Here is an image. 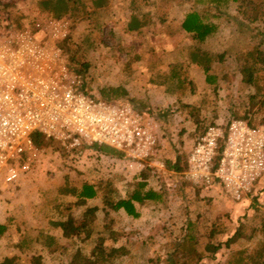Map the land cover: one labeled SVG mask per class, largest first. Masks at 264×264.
<instances>
[{
	"label": "rangeland",
	"instance_id": "obj_1",
	"mask_svg": "<svg viewBox=\"0 0 264 264\" xmlns=\"http://www.w3.org/2000/svg\"><path fill=\"white\" fill-rule=\"evenodd\" d=\"M6 1L9 3L8 8H0V28L2 29L7 26L14 30L22 28L35 30L47 20L55 18L48 16V11L44 9L40 0ZM107 7L102 16L107 24L101 33L89 34L90 40H93L95 45L86 51L90 62L88 75L92 80L90 86L92 93L98 94V87L122 84L127 82L126 80H133L136 76L140 77L141 81H147L149 77L151 80H159L157 69L155 68V72L152 71L151 64L153 67L155 64H161L162 68L159 69L164 67L166 69L168 63L182 60L186 52L185 46L190 42V39L181 33L178 24L183 9L187 7L184 0H149L145 8L154 13V23L147 26L141 33L125 31L124 0H108ZM234 15L235 10L232 7L229 20L220 32L205 44V48L221 52L226 47L237 48L242 45V41L234 42L236 36L234 30L237 28ZM159 16H164V22L158 21ZM70 21V31L67 36L69 40L59 42L69 62L71 53L65 48L76 49L90 28V24L84 19L74 23L71 19ZM101 39L105 42H101ZM143 48L148 50L145 53L146 56L136 60V54ZM136 64L137 72H133L130 77L129 73ZM237 64L233 55H227L222 63L214 64V70L222 72L228 78V83L218 91L217 95L205 85L202 72L189 66L185 68L186 74L194 83L195 92L190 98L182 95L184 102L180 99L174 102L176 98L174 95H162L161 89L152 87L150 95L153 96H151L153 101L148 104V107L155 104L157 112L141 110L156 120L159 137H161L158 150L167 155L168 161L171 163L176 161L173 151L183 150L184 136L188 130L194 133V141L201 135L200 129L194 127L190 119L185 118L187 111L180 106V103H185L188 99L194 102L199 101V98L215 99L213 108L209 107L201 112V117L206 118L203 123L205 130L209 125L216 123L226 125L229 120L235 119L233 116L235 112H240L235 109L238 103L244 100L247 90L246 86L240 82ZM72 65L75 69L78 67L75 62ZM149 70H151V76L148 74ZM141 81L128 83L133 88L135 84L139 86ZM122 99H127L134 104L130 97L125 96ZM212 117H214L213 123L210 121ZM261 117L256 116V121L261 120ZM52 140L63 150L55 148L56 144L55 146L42 144L38 147L39 155L32 168L27 173H23L18 181L7 185L0 181V223L9 224L7 231L0 236V264H5L3 261L12 255L18 257V264H31L30 256L39 251V246L35 245L34 251L30 252L20 251L16 244L19 245L21 233L31 237L39 230L52 233L63 246V249L54 255L42 252L45 262L48 264L84 262L83 253L85 250H90V244L84 243L83 240H76V244L73 245L70 239L63 236L61 227L53 224L55 220L62 218L55 208V203L61 200H74L70 194L62 195L59 189L65 185L80 186L84 181L116 180L117 175L130 177L136 172L124 171L120 159L100 153L91 145L67 149L59 141ZM10 164L17 163L10 160ZM181 172L172 171L169 175L161 174L158 180L155 179L156 183H164L167 187L169 192L167 207L169 208L158 210L154 227L149 225L150 221L142 220L136 225L130 224V228L125 229L134 240H132L130 256H124L121 264H154L157 262L156 252L162 256L158 259V264H166L162 259L166 255L164 240L181 237L183 235L181 227L187 219L196 222L195 234L201 249L204 244L210 242L207 234L211 224L218 223L221 229L220 234L214 239L216 242L220 240L221 248L213 257H204L196 264H225L233 250L243 249L248 245L245 239H240L232 244L233 248H226L224 241L239 225H242V229L247 233L251 222L257 218H259L258 221L264 219V171L253 184L251 191L241 200L230 197L217 181L218 185L198 187L186 181ZM121 183L118 186L121 187ZM97 216L96 218L101 221L102 212L99 211ZM118 221L122 223L121 219ZM123 223L127 222L123 221ZM151 235L156 237V242L152 244L148 239ZM142 241L145 243L144 247L141 244Z\"/></svg>",
	"mask_w": 264,
	"mask_h": 264
},
{
	"label": "trees",
	"instance_id": "obj_2",
	"mask_svg": "<svg viewBox=\"0 0 264 264\" xmlns=\"http://www.w3.org/2000/svg\"><path fill=\"white\" fill-rule=\"evenodd\" d=\"M44 9L51 18H70L73 23L84 19L89 25L86 33L76 49L66 47L70 51V66L83 78L84 89L90 92L91 77L88 75L90 62L87 52L95 45L90 40L91 32L101 33L107 22L103 14L108 9V0H40ZM187 7L181 13L179 27L190 42L185 46L186 52L181 61L169 63V71L161 74L162 84H166V90L170 93H182L186 89L193 90V82L186 74V67L200 68L208 89L217 95L218 91L228 83V78L214 70L215 63H222L227 55L235 57L240 82L246 86L244 100L238 103L234 118L244 119L252 126L264 123V0H184ZM149 0H124L125 31L141 33L147 26L154 23V13L146 9ZM8 1L0 0V8H8ZM235 10L234 19L237 22L234 42L242 41L237 48L226 47L221 52L205 48V44L216 36L225 23L229 20L230 8ZM50 18V17H48ZM158 21L164 22V16H159ZM74 26V25H73ZM72 26V27H73ZM234 36V35H233ZM64 40L68 41L66 37ZM101 42H105L101 39ZM142 53L136 54L138 60ZM69 61V60H68ZM77 63L75 69L72 63ZM98 97L105 99H119L125 97L127 90L122 84L101 86L97 88ZM242 96V95H241ZM239 96V98L241 97ZM215 99H204L199 105L180 103L183 109L191 117V120L200 129L205 131V117H201L203 109L214 107ZM179 101V100H178ZM262 116L256 121V116ZM214 117L210 118L213 123ZM232 120V119H231ZM230 121V120H229ZM203 125V126H202ZM44 136L38 132L33 133L35 146L54 145L56 142L50 138L44 140ZM100 153L120 159L121 152L107 145H91ZM55 148L63 150L56 144ZM183 165H182V164ZM167 166L174 172H181L186 168L184 157L177 158ZM162 173H157L152 167L145 166L136 171L130 177L117 175L116 180L99 179L97 181H84L80 186L69 187L67 185L59 190L62 195L70 194L74 200L57 201L55 208L63 217L53 222L60 226L65 238L75 245L76 240H83L90 244V250L83 253L84 262L81 264H121L124 256H130V248L133 241H126L114 245L118 239L126 236L122 227H114L113 214L123 210L127 216L138 218L141 210L151 208L156 210L167 209L169 192L164 183H156ZM171 175V174H170ZM120 180V181H118ZM158 180V179H157ZM121 183V187L118 186ZM200 186V185H198ZM100 198V206L104 211V222L100 223L96 218V212L100 208L97 204H88L92 198ZM257 218L248 225L247 233L239 225L237 229L225 241L226 248H233L232 244L240 239H245L248 244L245 248L233 250L225 264H264V219ZM8 223H0V236L8 229ZM19 230V227H17ZM196 222L187 219L181 227L182 236L174 239H165L166 255L163 261L166 264H196L204 257H213L222 244L214 241L220 234L218 223L213 222L207 236L210 242L204 244L201 249L199 240L195 234ZM19 245L20 251H34L35 245L39 251L30 256L31 264H48L43 260L42 252L54 255L63 249L56 237L45 230H39L36 235L28 237L21 233ZM163 237V236H162ZM149 242L155 241L153 235L149 236ZM251 246V249H250ZM158 264L162 256L155 253ZM5 264H18V257L12 255L3 261ZM69 264H75L70 263Z\"/></svg>",
	"mask_w": 264,
	"mask_h": 264
},
{
	"label": "built area",
	"instance_id": "obj_3",
	"mask_svg": "<svg viewBox=\"0 0 264 264\" xmlns=\"http://www.w3.org/2000/svg\"><path fill=\"white\" fill-rule=\"evenodd\" d=\"M70 24L69 18H53L35 30L0 28V181L13 184L32 168L40 151L35 132L67 149L113 147L128 172L149 166L164 173L155 119L127 99H105L84 89L59 43ZM187 161L181 172L186 181H217L241 200L264 171V125L244 119L209 125Z\"/></svg>",
	"mask_w": 264,
	"mask_h": 264
},
{
	"label": "crops",
	"instance_id": "obj_4",
	"mask_svg": "<svg viewBox=\"0 0 264 264\" xmlns=\"http://www.w3.org/2000/svg\"><path fill=\"white\" fill-rule=\"evenodd\" d=\"M179 23H180V21H179ZM178 23V24H179ZM180 31H181V29H180ZM181 33L184 35V33L181 31ZM148 50L147 49H142V50H140V51H138V52H141L142 53V55H141V58L143 57L144 58V55H145V53L147 52ZM146 56V55H145ZM141 58H139L140 60H141ZM142 58V59H143ZM138 62V61H137ZM137 62H135V63H137ZM168 65V68H166L165 69V67L163 68V69H159V68H162L161 67V64H158V65H154V67L152 66V64H151V66H150V69L152 70V71H156L155 70V68L157 69V72H158V76H159V80H151L150 79V77L148 78V80L146 81V80H144V81H141V79H140V77H134V79L133 80H126L127 82H124V83H122V85L125 87V89L127 90V94L125 95L126 97H130V98H132V101L134 102V104L136 105V107L139 109V110H141V109H146L147 111H149L150 113H152L153 112V110H155V108L156 107H154L155 106V104H153V106H150V107H148V104L150 103L151 104V102L153 101L152 100V98H151V96L152 95H150V92L152 91L151 89H152V87H157V88H159V89H161L162 91H161V93H162V95L164 94V95H174V97H176L175 98V100H174V102L175 101H177V100H179L180 99V101L181 102H184V100H182V98H183V96H187L188 98H190L191 96H192V93H194L195 92V86H194V83H193V87H194V89L193 90H191V91H189L188 89H186L184 92H182V93H170V92H168L167 90H166V84H162V76H161V74H163V73H166V72H168L169 71V69H170V67H169V63L167 64ZM132 68H134V69H131V71H130V77L132 76V73L133 72H137V68H138V66H137V64L136 65H134ZM154 68V69H153ZM191 68H193V69H195V70H200L201 71V69L200 68H194V67H191ZM151 70H149V75L151 76ZM202 72V71H201ZM140 74V73H139ZM202 75H203V73H202ZM203 80H204V82H205V79H204V76H203ZM130 81L132 82V83H134V82H136V81H141V83L139 84V86H136V84L135 85H133V88H131V84H129L130 83ZM129 82V83H128ZM206 83V82H205ZM205 85H207V84H205ZM208 88V87H207ZM204 94V93H203ZM154 95V94H153ZM183 95V96H182ZM132 96V97H131ZM203 96V95H202ZM153 97V96H152ZM187 98V99H188ZM191 99H188V101L186 100L185 101V103H187V104H194V105H199V104H201L202 102H203V98H199L198 100L199 101H197V102H194V101H190ZM151 108H153V109H151ZM156 112H157V109L155 110ZM150 115V114H149ZM159 115V114H158ZM160 117H161V115H160ZM163 117V116H162ZM159 118V117H158ZM185 118L188 120V119H190L191 120V117L189 116V114L187 113V116H185ZM217 118H215V120H216ZM156 121V120H155ZM192 121V120H191ZM193 122V121H192ZM194 123V122H193ZM216 124H220V123H216ZM194 127H196V124L194 123ZM163 131V130H162ZM188 133L184 136L185 137V146H184V148H183V150H174L173 151V154L175 155V159H177V158H182V156L184 157V164L186 165V167H187V163H188V161H187V159H188V152H189V150L191 149V147L194 145V143H195V141H194V133L192 132H190L189 130L187 131ZM159 134L160 133H158V136H159ZM165 140V139H164ZM197 140V139H196ZM160 141H161V137H159V143H160ZM158 147H159V145H158ZM165 153V152H164ZM172 153V152H171ZM173 154H171V155H173ZM164 155V154H163ZM167 155H164V158H165V162H166V168H167V171H165L164 173H162V174H167V175H169V172L171 173L172 172V170L171 169H169L168 168V166H167V157H166ZM121 161V160H120ZM122 163V162H121ZM122 166H123V168H124V171H126V168L124 167V165L122 164ZM142 168V167H141ZM141 168H139V169H137L136 171H138V170H140ZM135 171V170H134ZM168 172V173H167ZM178 173V172H177ZM171 180V179H170ZM166 184H168V182L166 183ZM213 185H218V183H216V181H214L213 183H212ZM201 186H206L207 187V185H203V184H200V186H198V187H201ZM196 188V187H195ZM196 192V191H195ZM184 196V195H183ZM182 196V197H183ZM74 198V197H73ZM68 200V199H67ZM98 200V201H97ZM88 204H97V205H99L100 206V198L99 197H95V198H92V199H90L89 201H88ZM169 208V207H168ZM167 208V209H168ZM145 210H147V212H145ZM99 211H101L102 212V219H101V221H99V219H98V221L100 222V223H103L104 222V211H103V209H102V207L100 206V208L97 210V212H96V217H98L97 216V214H98V212ZM157 212H158V210H156V209H152V207L150 208H144V209H142L141 210V214H140V216L138 217V218H131V217H129V216H127L126 215V213L123 211V210H119L117 213H115V214H113V217L116 219L115 220V228L116 227H122L123 229H124V231H125V229H129L130 228V226L133 224V225H136L137 224V222H141L142 220H148V221H150V223L151 224H149L150 226H152V227H154L155 226V223H154V219H155V217L157 216ZM147 214H148V216H147ZM63 218V217H62ZM62 218H60V219H62ZM118 219H121L122 220V223H120L119 221H118ZM57 220H59V219H57ZM56 221V220H55ZM123 221H125V222H127V223H123ZM153 222V223H152ZM149 223V222H148ZM131 224V225H130ZM152 227L150 228V229H152ZM126 232V231H125ZM128 232V231H127ZM126 232V236L125 237H121L120 239H118V241H116L115 243H114V245L115 246H117L119 243H122V242H124V241H126L127 239H129V240H134V239H131V237L129 236V234ZM156 238V237H155ZM149 239V238H148ZM141 244L143 245V247H144V241H142L141 242ZM11 257V256H10Z\"/></svg>",
	"mask_w": 264,
	"mask_h": 264
}]
</instances>
